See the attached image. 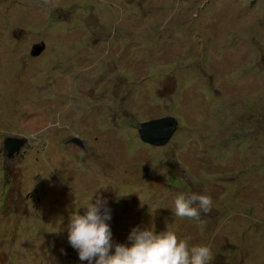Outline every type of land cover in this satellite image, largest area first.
Returning a JSON list of instances; mask_svg holds the SVG:
<instances>
[{
  "label": "rangeland",
  "instance_id": "1",
  "mask_svg": "<svg viewBox=\"0 0 264 264\" xmlns=\"http://www.w3.org/2000/svg\"><path fill=\"white\" fill-rule=\"evenodd\" d=\"M7 136L30 141L10 164ZM192 191L212 211L175 217ZM97 196L114 245L169 224L209 264H264V0H0V264H89L68 225Z\"/></svg>",
  "mask_w": 264,
  "mask_h": 264
},
{
  "label": "clouds",
  "instance_id": "2",
  "mask_svg": "<svg viewBox=\"0 0 264 264\" xmlns=\"http://www.w3.org/2000/svg\"><path fill=\"white\" fill-rule=\"evenodd\" d=\"M105 204L106 201L97 196L95 203L92 198L82 205L76 204V211L70 216L68 240L78 251L81 261L86 260L89 264L93 261L94 264H209L213 259L209 246L190 247L169 224L160 232L153 226L135 228L128 237L131 246L114 245L106 222L111 218L110 213L106 209L101 212ZM212 204L210 196L192 191L177 194L171 209L175 217L198 221L202 213L212 211ZM80 207L86 208L84 215L80 214Z\"/></svg>",
  "mask_w": 264,
  "mask_h": 264
},
{
  "label": "water",
  "instance_id": "3",
  "mask_svg": "<svg viewBox=\"0 0 264 264\" xmlns=\"http://www.w3.org/2000/svg\"><path fill=\"white\" fill-rule=\"evenodd\" d=\"M44 44H38L34 47L32 56H38L43 52ZM179 128V122L172 116L152 119L141 124L139 135L142 142L154 147H162L166 145L174 136ZM74 146L85 150L87 147L83 140L73 138ZM30 145V141L26 137L7 136L2 141L5 156L8 162L16 161V158L21 155L23 149ZM18 159V158H17Z\"/></svg>",
  "mask_w": 264,
  "mask_h": 264
},
{
  "label": "trees",
  "instance_id": "4",
  "mask_svg": "<svg viewBox=\"0 0 264 264\" xmlns=\"http://www.w3.org/2000/svg\"><path fill=\"white\" fill-rule=\"evenodd\" d=\"M237 138L239 139V134H236ZM240 141V140H239Z\"/></svg>",
  "mask_w": 264,
  "mask_h": 264
}]
</instances>
